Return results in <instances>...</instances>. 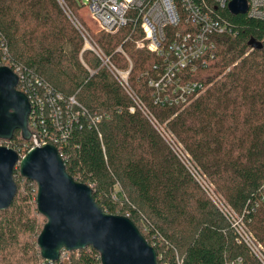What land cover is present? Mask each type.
Masks as SVG:
<instances>
[{
  "label": "trees",
  "instance_id": "obj_1",
  "mask_svg": "<svg viewBox=\"0 0 264 264\" xmlns=\"http://www.w3.org/2000/svg\"><path fill=\"white\" fill-rule=\"evenodd\" d=\"M64 1L77 15L80 4ZM221 15L230 33L215 38L212 65L195 75L209 87L179 109L154 104L148 79L161 59L137 48L139 25L90 33L110 64L128 71L127 92L92 51H83L56 0H0V66L19 76L17 89L32 107L31 135L57 148L67 174L91 187L103 212L135 224L158 264H259L158 127L264 249V21L225 9ZM0 142L19 154L31 146L18 131ZM13 179L16 195L0 212V264H101L91 247L44 261L36 244L45 224L36 185L17 166Z\"/></svg>",
  "mask_w": 264,
  "mask_h": 264
},
{
  "label": "built area",
  "instance_id": "obj_2",
  "mask_svg": "<svg viewBox=\"0 0 264 264\" xmlns=\"http://www.w3.org/2000/svg\"><path fill=\"white\" fill-rule=\"evenodd\" d=\"M57 1L83 39V51H92L100 59L101 65L109 70L127 92L128 71H118L111 65L93 42L90 33L115 34L132 22L139 25L142 40L137 42V48L146 49L161 59L153 66L155 74L148 79L156 105L183 109L204 93L209 85L195 78V75L212 65L215 58V38L230 33L221 12L227 10L231 0H85L77 10L78 17H75L63 0ZM245 1V16L264 21V0ZM117 51L122 53L121 47ZM69 103L74 105V99L70 98ZM153 124L157 129L155 121ZM158 131L227 220L236 242L244 245L259 264H264V249L248 231L243 218L215 192V188L197 171L180 145L169 134L162 133V128L158 127ZM28 142L31 145L28 151L49 144L37 135H31ZM231 264H243V261L239 258Z\"/></svg>",
  "mask_w": 264,
  "mask_h": 264
},
{
  "label": "water",
  "instance_id": "obj_3",
  "mask_svg": "<svg viewBox=\"0 0 264 264\" xmlns=\"http://www.w3.org/2000/svg\"><path fill=\"white\" fill-rule=\"evenodd\" d=\"M227 10L232 16L247 13L245 0H231ZM19 78L7 66H0V140L9 142L16 131L29 141L31 105L19 91ZM22 178L35 183L36 209L45 218L37 237L41 258L59 260L62 251L93 248L101 264H158L155 250L125 216L109 215L93 199L91 187L75 182L55 146L36 147L20 157L7 146H0V212L6 211L17 192L13 179L15 167Z\"/></svg>",
  "mask_w": 264,
  "mask_h": 264
},
{
  "label": "rangeland",
  "instance_id": "obj_4",
  "mask_svg": "<svg viewBox=\"0 0 264 264\" xmlns=\"http://www.w3.org/2000/svg\"><path fill=\"white\" fill-rule=\"evenodd\" d=\"M57 1V0H56ZM64 1V0H63ZM74 1H76L78 4H80L81 5V3H84V1L85 0H74ZM58 2V1H57ZM64 3H65V1H64ZM66 5H67V3H65ZM59 5V4H58ZM59 7H60V5H59ZM67 7L69 8V10L71 11V8L69 7V5H67ZM62 10V9H61ZM63 12V11H62ZM72 12V11H71ZM64 13V12H63ZM65 15V14H64ZM66 16V15H65ZM75 17H78L77 15H75ZM66 18H67V16H66ZM73 26V25H72ZM170 136V135H169ZM174 139V138H173ZM174 141H175V139H174ZM176 142V141H175ZM1 143V142H0ZM177 143V142H176ZM2 144V143H1ZM178 144V143H177ZM3 146H5V145H3ZM180 149L183 151H185V149L180 145ZM186 152V151H185ZM187 153V152H186ZM188 154V153H187ZM18 155H20V156H24L25 154H23V153H21V154H19L18 153ZM189 155V154H188ZM189 157H190V155H189ZM190 160H191V157H190ZM206 178V177H205ZM207 179V178H206ZM208 180V179H207ZM209 181V180H208ZM210 182V181H209ZM210 184L212 185V187H213V189H214V185L210 182ZM248 229V228H247ZM249 231V230H248Z\"/></svg>",
  "mask_w": 264,
  "mask_h": 264
}]
</instances>
